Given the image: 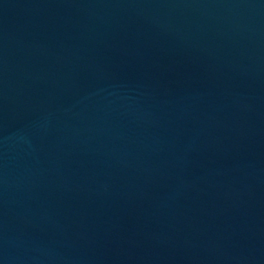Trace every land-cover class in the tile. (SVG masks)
Here are the masks:
<instances>
[{
    "label": "water",
    "instance_id": "95a60500",
    "mask_svg": "<svg viewBox=\"0 0 264 264\" xmlns=\"http://www.w3.org/2000/svg\"><path fill=\"white\" fill-rule=\"evenodd\" d=\"M0 264H264V0H0Z\"/></svg>",
    "mask_w": 264,
    "mask_h": 264
}]
</instances>
